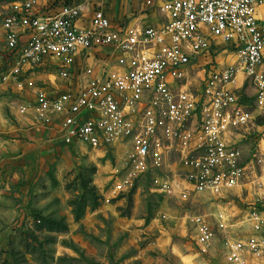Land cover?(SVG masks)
Returning <instances> with one entry per match:
<instances>
[{
  "label": "built area",
  "instance_id": "2783aa9c",
  "mask_svg": "<svg viewBox=\"0 0 264 264\" xmlns=\"http://www.w3.org/2000/svg\"><path fill=\"white\" fill-rule=\"evenodd\" d=\"M131 1L116 20L102 2L11 0L3 82L60 143L129 149L152 192L243 200L238 220L192 214L193 244L210 253L218 231L224 264H264V0ZM50 67L64 83L42 77Z\"/></svg>",
  "mask_w": 264,
  "mask_h": 264
},
{
  "label": "rangeland",
  "instance_id": "374dc122",
  "mask_svg": "<svg viewBox=\"0 0 264 264\" xmlns=\"http://www.w3.org/2000/svg\"><path fill=\"white\" fill-rule=\"evenodd\" d=\"M10 1L0 0V264H224L223 234L210 253L198 254L190 216L225 209L238 220L243 200L163 197L150 190V173H130L129 149L62 144L34 124L31 111L21 112L31 99L3 82L1 24ZM46 1L54 0H37ZM106 1L116 17L136 11L131 0ZM42 74L64 83L57 69ZM255 116L264 125V110ZM257 143L250 134L246 153Z\"/></svg>",
  "mask_w": 264,
  "mask_h": 264
},
{
  "label": "crops",
  "instance_id": "0c3cea01",
  "mask_svg": "<svg viewBox=\"0 0 264 264\" xmlns=\"http://www.w3.org/2000/svg\"><path fill=\"white\" fill-rule=\"evenodd\" d=\"M71 1H75V2H79V3H83V2H88V4L91 6V2H102L103 3V7H104V9L106 10V12L111 16V17H113L114 19H116V20H123L125 17H129V16H131L134 12H130L128 15H126V16H121V17H116V16H114V14H112V12H111V10H110V8H109V6L108 7H106V4H107V1L106 0H71ZM46 2H50V1H46ZM45 2V3H46ZM135 4V3H134ZM88 5V6H89ZM137 8V7H136Z\"/></svg>",
  "mask_w": 264,
  "mask_h": 264
}]
</instances>
